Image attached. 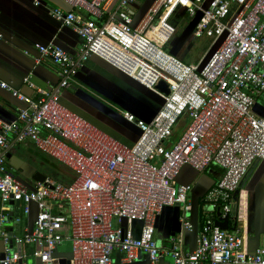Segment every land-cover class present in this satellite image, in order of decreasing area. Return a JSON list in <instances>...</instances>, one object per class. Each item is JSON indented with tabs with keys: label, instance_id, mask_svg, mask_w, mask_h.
Wrapping results in <instances>:
<instances>
[{
	"label": "built area",
	"instance_id": "1",
	"mask_svg": "<svg viewBox=\"0 0 264 264\" xmlns=\"http://www.w3.org/2000/svg\"><path fill=\"white\" fill-rule=\"evenodd\" d=\"M63 1L93 21L72 10H51L81 40L74 56L53 43L35 45L37 61L48 59L57 67V86L37 89L31 98L0 83L24 105L15 120L0 118V225L10 213L21 214L11 218L19 224L31 204L37 209L23 235L0 230L5 247L0 264H25L27 252L13 245L34 246L40 264H114V252L123 255L122 263L131 264L143 253L156 264L162 256L156 218L166 207H185L192 188L175 181L185 165L199 173L214 166L222 174L202 199L209 212L203 214L195 249L184 252L183 238H173L170 264H264V241L249 254L239 230L216 226L225 215L229 223L235 193L264 159V115L253 113L257 97L264 94V0H153L135 26V0ZM180 9L191 21L200 16L192 37L211 40L198 64H186L163 49L173 32L168 20ZM91 57L162 100L149 122L121 112L141 133L132 147L60 103L61 92L71 88ZM30 76L23 82L30 84ZM160 82L168 94L157 88ZM185 116L189 124L167 148ZM9 137L18 145L31 142L62 167L68 182L46 177L28 189L8 169ZM16 203L21 207L16 209ZM134 223L140 225L137 236ZM180 224L183 232L193 231L185 212ZM65 242L71 252L61 255L58 249Z\"/></svg>",
	"mask_w": 264,
	"mask_h": 264
},
{
	"label": "crops",
	"instance_id": "2",
	"mask_svg": "<svg viewBox=\"0 0 264 264\" xmlns=\"http://www.w3.org/2000/svg\"><path fill=\"white\" fill-rule=\"evenodd\" d=\"M152 1L135 0L131 5L134 26L146 13ZM53 8H60L64 11L72 10L84 21H93L82 9H72L63 0H0V83H6L12 89L31 98L36 97L37 89L50 90L58 83L57 67L48 59L37 61L39 54L35 45L53 43L74 56L81 44V40L70 27L63 26L52 17L51 10ZM181 12L184 13V11ZM190 37H192L191 34L185 33L172 49L174 55L182 61L180 47L184 46ZM29 74L31 75L30 84H26L23 79ZM152 96L159 99L110 65L96 57H91L78 71L75 83L71 88L61 92L60 103L111 137L132 147L137 142L140 132L135 124L125 121L121 112H128L144 122L151 121L161 106V100L159 99L160 104H156L151 100ZM23 107L24 105L19 100L0 88L1 119L15 120L18 111ZM253 113L256 116L264 115V94L257 97ZM185 121L186 119L180 121L174 128L173 135L166 145L167 148H171L185 131L189 124ZM9 139L12 148L8 153L11 154V158H6L8 169L18 181L32 190L35 188V182L31 177L35 172L43 174L45 178L48 176L30 158L29 153L36 151V154L32 153L34 156L50 158L38 152L29 141L18 145L15 143L14 137H9ZM21 151L28 152L22 155ZM56 169H59L60 175L63 177H58L56 180L68 182L62 168ZM25 173H28L26 179L30 180L29 183L25 182L26 176H23ZM221 174V171L214 166H210L201 173L187 165L180 169L175 179L176 183L191 185L192 188L188 194L186 209L184 206L166 207L156 218L155 238L158 247L162 250V256L156 264L172 262L169 250L172 247L171 240L173 238H183L182 249L184 252H191L195 249L197 236L203 223V214L209 212V207L202 203V199L219 180ZM14 206L18 209L21 204L16 203ZM233 209L234 216L228 223V230H239L244 239L246 252L253 254L264 241V159L252 168L237 191ZM183 212L188 215L193 225V231L190 233L182 231L180 217ZM17 213H10L11 216L6 223L0 225V230L5 231L9 236L23 235L26 228L31 227L37 209L34 204H31L29 216L21 217L19 224L14 223L11 219L12 215H21ZM133 228L134 235L137 236L140 228L139 223H134ZM13 249L27 252L28 257L24 261L25 264H40L39 260L33 256L34 246L18 247L13 245ZM2 251L3 244L0 238V256ZM58 253L69 254L59 251V249ZM138 255V259L131 264H151L146 255L143 253ZM122 258V254L113 253L114 264H126L122 263Z\"/></svg>",
	"mask_w": 264,
	"mask_h": 264
},
{
	"label": "rangeland",
	"instance_id": "3",
	"mask_svg": "<svg viewBox=\"0 0 264 264\" xmlns=\"http://www.w3.org/2000/svg\"><path fill=\"white\" fill-rule=\"evenodd\" d=\"M183 10H176L168 20L169 25L173 28V32L169 39L166 41L165 45L163 46L164 51L167 53L172 54V49L178 44V42L183 38L185 33L189 31V27L191 24V20L187 17L186 14L181 12ZM211 44V40L205 36L202 37H190V40L183 46L180 47L182 49L181 54L183 56V62L186 64H198L199 61L203 58L205 53L208 51ZM172 52V53H171ZM181 57V56H180ZM151 100L156 103L160 104V100L157 99L155 96L150 97ZM186 119V123L189 122V117L185 116L180 119V121ZM179 121V122H180ZM177 123V125L179 124ZM176 125V126H177ZM175 126V127H176ZM28 151H21V154L24 155ZM33 154H36V151H31ZM32 153H29V156L35 164L44 172L45 175L48 177L57 179L58 177H62L60 175L59 169L61 168L60 165H56L53 161L46 157L42 156H34ZM57 166V167H55ZM28 173H25V182L29 183V179L27 177ZM59 251H65V253L71 252V245L70 242H65L62 246L59 247Z\"/></svg>",
	"mask_w": 264,
	"mask_h": 264
},
{
	"label": "water",
	"instance_id": "4",
	"mask_svg": "<svg viewBox=\"0 0 264 264\" xmlns=\"http://www.w3.org/2000/svg\"><path fill=\"white\" fill-rule=\"evenodd\" d=\"M200 16H197L193 21H191V24H190V27H189V30H190V33L188 31V34H191L192 31H193V28L195 26V24L198 22V19H199ZM172 53V52H171ZM174 55V53H173ZM128 78V77H127ZM129 80L133 81L132 79L128 78ZM135 82V81H134ZM136 83V82H135ZM137 84V83H136ZM138 86H140L139 84H137ZM142 87V86H140ZM143 88V87H142ZM157 88L165 93V94H168V90H167V86L165 83L163 82H160L159 85L157 86ZM148 91V90H147ZM159 98V97H158ZM160 99V98H159ZM161 100V99H160ZM161 104H162V100H161ZM138 129V128H137ZM138 131L140 132V130L138 129ZM141 134V133H140ZM6 158L7 159H10L11 158V154H7L6 155ZM31 179L34 181V182H43L44 179H45V176L39 172H35ZM237 195V192L235 193V197ZM11 205H13V203L11 202L10 203ZM228 219H229V216L228 215H225L224 217L221 218L220 221H217L216 222V226L220 227L222 230H227L228 229ZM2 241V240H1ZM2 244H3V251H2V255L0 256V258L3 257V252H4V243L2 241Z\"/></svg>",
	"mask_w": 264,
	"mask_h": 264
},
{
	"label": "trees",
	"instance_id": "5",
	"mask_svg": "<svg viewBox=\"0 0 264 264\" xmlns=\"http://www.w3.org/2000/svg\"><path fill=\"white\" fill-rule=\"evenodd\" d=\"M62 168V167H61ZM63 170V169H62ZM64 171V170H63ZM64 173H65V171H64Z\"/></svg>",
	"mask_w": 264,
	"mask_h": 264
}]
</instances>
